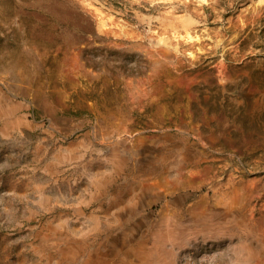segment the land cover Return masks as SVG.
<instances>
[{
  "label": "rangeland",
  "instance_id": "1",
  "mask_svg": "<svg viewBox=\"0 0 264 264\" xmlns=\"http://www.w3.org/2000/svg\"><path fill=\"white\" fill-rule=\"evenodd\" d=\"M74 1L0 0V264H264V0Z\"/></svg>",
  "mask_w": 264,
  "mask_h": 264
},
{
  "label": "trees",
  "instance_id": "2",
  "mask_svg": "<svg viewBox=\"0 0 264 264\" xmlns=\"http://www.w3.org/2000/svg\"><path fill=\"white\" fill-rule=\"evenodd\" d=\"M78 17L80 19V23L86 25V26H89L91 27V32L94 33V27H93V24H92V21L90 20L89 16L87 15H83L82 14H78ZM260 23H263L264 24V16L260 18ZM87 32V31H86ZM85 32V34H86ZM249 36H246V38H244V41H243V44H246L248 42V38ZM257 39L259 40V42L263 43V45H259L260 47H262V49H264V28L261 29V33L257 36ZM88 63H90V61L88 60ZM123 67L125 66L124 64L122 65ZM258 72V71H257ZM264 74V70L262 72ZM257 79H259V77H257ZM263 118H264V111H263Z\"/></svg>",
  "mask_w": 264,
  "mask_h": 264
},
{
  "label": "water",
  "instance_id": "3",
  "mask_svg": "<svg viewBox=\"0 0 264 264\" xmlns=\"http://www.w3.org/2000/svg\"><path fill=\"white\" fill-rule=\"evenodd\" d=\"M69 2L76 8L78 12L83 14L81 7L76 1L69 0ZM92 35L94 36V38H97L95 33H93ZM101 41L104 42L106 41V39L102 38ZM148 52L149 50L146 47H140V49L137 52L133 53V56L137 58L139 61L143 62L144 64H149V59L146 57L148 55Z\"/></svg>",
  "mask_w": 264,
  "mask_h": 264
}]
</instances>
